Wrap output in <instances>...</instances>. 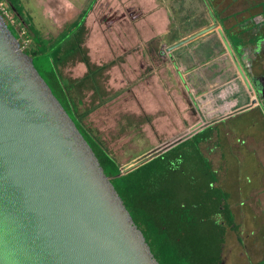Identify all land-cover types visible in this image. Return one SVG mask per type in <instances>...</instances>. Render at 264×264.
Here are the masks:
<instances>
[{
    "label": "rangeland",
    "instance_id": "rangeland-1",
    "mask_svg": "<svg viewBox=\"0 0 264 264\" xmlns=\"http://www.w3.org/2000/svg\"><path fill=\"white\" fill-rule=\"evenodd\" d=\"M68 1L71 9L58 0L13 2L24 17L25 13L31 17L43 39H54L68 30L92 0ZM216 1L95 0L88 12L85 44L91 61L96 64L114 61L115 65L108 71V80L103 84L108 95L89 113L84 123L105 143L122 171L133 168L155 151L213 121L212 117L201 112L207 106L205 97L211 90L210 84H193L191 75H188L192 73L193 53L207 46L202 40L207 33L174 50L168 51L167 48L213 23H220L222 20L215 14L217 9L225 7L224 14L234 18L257 12L255 9L247 11L251 4L242 0L235 4L230 0ZM228 19L222 22H226L222 28L230 27ZM224 29L223 35H227ZM215 44L220 45V42L212 38L211 47ZM209 54L206 52L207 56ZM84 70L79 66L65 75L79 77ZM215 90L211 92L215 94ZM82 107H90L88 97ZM230 126V122L224 120L210 130L212 134L220 135L217 143L224 148V158L227 161L233 159L234 164H238L245 157L243 153H233L231 158L225 156L227 143L223 137ZM233 128L239 129V126L234 124ZM241 132L232 131L233 144H243ZM210 144L202 145V151L207 152L209 146H214ZM239 170L243 173L242 167ZM231 172L234 174L236 170L229 163L228 175L223 168L219 176L231 178L234 176ZM235 178L238 181L221 183L223 190L230 194L228 202L237 227L236 231H226L221 261L222 264H259L264 261V196L258 198L261 200L258 206L250 205L246 211L248 198L239 186L252 180Z\"/></svg>",
    "mask_w": 264,
    "mask_h": 264
},
{
    "label": "water",
    "instance_id": "water-1",
    "mask_svg": "<svg viewBox=\"0 0 264 264\" xmlns=\"http://www.w3.org/2000/svg\"><path fill=\"white\" fill-rule=\"evenodd\" d=\"M0 264H159L92 149L1 16Z\"/></svg>",
    "mask_w": 264,
    "mask_h": 264
},
{
    "label": "trees",
    "instance_id": "trees-1",
    "mask_svg": "<svg viewBox=\"0 0 264 264\" xmlns=\"http://www.w3.org/2000/svg\"><path fill=\"white\" fill-rule=\"evenodd\" d=\"M7 1L31 38L25 53L92 149L157 262L221 264L226 231H236L237 227L227 204L228 196L217 187V174L200 149L211 141V128L122 171L105 143L84 123L108 95L103 84L115 65L114 61L96 64L88 54L85 19L95 0L80 12L66 32L54 39H43L22 15L15 0ZM242 1L251 4L247 11L264 7V0ZM224 13L225 7L215 11L220 20L234 18ZM8 28L16 37L14 30ZM77 64L84 66V72L79 77L66 76L65 72ZM87 97L90 107H82Z\"/></svg>",
    "mask_w": 264,
    "mask_h": 264
},
{
    "label": "crops",
    "instance_id": "crops-1",
    "mask_svg": "<svg viewBox=\"0 0 264 264\" xmlns=\"http://www.w3.org/2000/svg\"><path fill=\"white\" fill-rule=\"evenodd\" d=\"M58 1L64 2L69 9L72 8L68 0ZM263 13L264 7L257 9V12L247 17L230 18L227 20L230 27H225V29L222 25H226V22L222 23L223 20L219 21L220 23L217 22L219 27L202 37L204 45L207 46L193 53L192 66L190 65L192 73L188 74L191 75L193 84H210L209 90H216L215 94L211 90L208 91V97H205L207 106L201 108L203 115L212 117L213 121L194 129L182 142L207 127H217L225 120L231 124L230 129L225 132L226 136L223 137L227 143L225 156L231 158L233 153H243L245 156L238 164H234L233 159L227 161L224 158V148L217 143L220 138L219 134H213L210 142L214 146L212 148L209 146L207 152H203V147L200 146L202 153L209 159L217 174V187L228 196L227 204L232 214L233 210L228 202L230 194L221 187L223 181H238L235 176L244 177V180H252L250 183L239 186L242 194L248 198L245 205L246 211L249 210L250 205L258 206L261 201L258 198L264 196V16H261V14L264 15ZM25 15L37 30L31 17L27 13ZM49 16L47 14V17ZM254 16L255 18H252ZM222 29L226 30L227 35H223ZM212 38H217L220 45L215 44L211 47ZM210 48L214 49V52H211ZM206 52L211 54L207 56ZM79 66L84 68L82 64H77L68 70L73 71ZM234 124L238 125L239 129H234ZM234 130H242L240 135L242 145L232 143V131ZM229 163L234 165L236 170L234 174L231 172L234 175L233 177L231 175V178L227 176ZM241 167L243 173L239 170ZM223 168L227 174L226 178L219 176Z\"/></svg>",
    "mask_w": 264,
    "mask_h": 264
},
{
    "label": "built area",
    "instance_id": "built-area-1",
    "mask_svg": "<svg viewBox=\"0 0 264 264\" xmlns=\"http://www.w3.org/2000/svg\"><path fill=\"white\" fill-rule=\"evenodd\" d=\"M0 16L6 25L14 30L20 49L26 52L31 46V38L26 27L20 23L7 0H0Z\"/></svg>",
    "mask_w": 264,
    "mask_h": 264
},
{
    "label": "flooded vegetation",
    "instance_id": "flooded-vegetation-1",
    "mask_svg": "<svg viewBox=\"0 0 264 264\" xmlns=\"http://www.w3.org/2000/svg\"><path fill=\"white\" fill-rule=\"evenodd\" d=\"M221 264H222V261H221Z\"/></svg>",
    "mask_w": 264,
    "mask_h": 264
}]
</instances>
